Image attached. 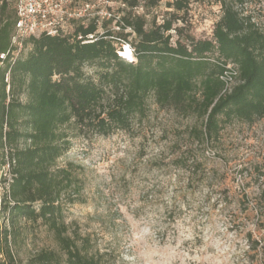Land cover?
Wrapping results in <instances>:
<instances>
[{
	"label": "trees",
	"instance_id": "1",
	"mask_svg": "<svg viewBox=\"0 0 264 264\" xmlns=\"http://www.w3.org/2000/svg\"><path fill=\"white\" fill-rule=\"evenodd\" d=\"M16 1L0 0V55L10 48ZM122 2L127 13L114 18L121 32L108 29L89 44L33 37L15 62L0 60V171L9 163L13 178L12 203L7 195L3 201L9 226L0 229V264H23L13 247L27 237L29 224L39 223L53 233L58 250L37 252L26 264H104L90 238L70 234L64 221L65 205L76 203L83 190L73 164H58L69 151L70 125L103 136L129 131L154 97L162 108L201 119L189 136L205 146L219 142L233 120L253 124L264 118V32L251 17L226 6L211 38L183 42L182 28L174 29L179 18L159 24L155 17L148 26L137 12L161 0ZM188 3L176 0L169 8L179 13ZM97 30L91 23L77 33ZM172 30L179 37L175 44ZM122 43L131 46L132 60L120 55ZM228 65L238 71L237 84L223 93Z\"/></svg>",
	"mask_w": 264,
	"mask_h": 264
},
{
	"label": "rangeland",
	"instance_id": "2",
	"mask_svg": "<svg viewBox=\"0 0 264 264\" xmlns=\"http://www.w3.org/2000/svg\"><path fill=\"white\" fill-rule=\"evenodd\" d=\"M169 3L137 12L148 26L155 17L159 24L179 18L174 29L182 28L183 42L211 38L226 6L264 32V0H189L179 13ZM113 8L117 17L127 13L121 0ZM108 28L121 32L116 22ZM178 38L173 33L172 43ZM201 123L150 97L129 131L103 136L67 127L70 147L58 164L72 163L83 180L77 202L64 207L69 233L88 236L104 264H264V118L233 120L219 142L205 146L189 136ZM8 226L1 211L0 229ZM24 236L13 247L23 264L58 250L41 223L29 224Z\"/></svg>",
	"mask_w": 264,
	"mask_h": 264
},
{
	"label": "built area",
	"instance_id": "3",
	"mask_svg": "<svg viewBox=\"0 0 264 264\" xmlns=\"http://www.w3.org/2000/svg\"><path fill=\"white\" fill-rule=\"evenodd\" d=\"M169 1L173 3L176 0ZM122 5L125 8L123 2ZM114 18L116 15L113 0H17L16 22L10 38V48L6 53L0 55V60L4 62L11 58L15 62L27 49V41L42 35L63 37L72 41L78 39L82 40L84 44L93 43L97 40V34L103 35L108 29L113 30L108 27L109 24L116 22ZM119 18L117 17V19ZM91 23H95L98 27L96 34L82 36L77 33L79 27L87 28ZM170 33L173 35L176 32L172 30ZM121 46L120 55L125 57L123 54L128 48L132 58H127L132 60L134 55L131 46L128 43H122ZM237 76L238 71L235 66L228 65L227 70L221 76L226 86L223 93L231 92L233 86L237 84ZM3 176L5 181L2 183L3 187L0 188V192H2L0 194V212L3 208L5 195L12 203L9 193L13 178L9 163L0 171V177Z\"/></svg>",
	"mask_w": 264,
	"mask_h": 264
},
{
	"label": "bare ground",
	"instance_id": "4",
	"mask_svg": "<svg viewBox=\"0 0 264 264\" xmlns=\"http://www.w3.org/2000/svg\"><path fill=\"white\" fill-rule=\"evenodd\" d=\"M125 57H129V58H132L131 57V53H130V50L127 48L126 49V53L123 54Z\"/></svg>",
	"mask_w": 264,
	"mask_h": 264
}]
</instances>
